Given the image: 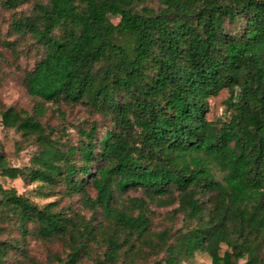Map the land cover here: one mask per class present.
I'll return each mask as SVG.
<instances>
[{"label":"trees","instance_id":"1","mask_svg":"<svg viewBox=\"0 0 264 264\" xmlns=\"http://www.w3.org/2000/svg\"><path fill=\"white\" fill-rule=\"evenodd\" d=\"M156 1L47 0L13 20L41 50L25 77L40 102L33 115L2 108L1 124L37 152L14 167L0 150V177L64 186L102 222L0 185V228L63 245L64 256L48 254L60 264H80L91 244L104 250L94 264H137L145 250L164 253L163 264L197 252L210 264H264V0ZM223 90L229 114L210 121L208 100ZM45 103L84 105L111 127L98 137L92 124L72 144L41 122ZM130 191L178 205L184 227L152 232L146 201L131 202L137 213L119 207ZM20 248L0 242V264Z\"/></svg>","mask_w":264,"mask_h":264},{"label":"rangeland","instance_id":"2","mask_svg":"<svg viewBox=\"0 0 264 264\" xmlns=\"http://www.w3.org/2000/svg\"><path fill=\"white\" fill-rule=\"evenodd\" d=\"M46 1L27 0L16 10L6 9L0 5V113L2 108L12 107L33 115L35 107L40 102L27 93L25 77L40 59L41 50L30 37L15 33L12 29V22L20 16L30 15L36 3ZM140 6L155 10L159 7L156 0H142ZM112 21L117 24L119 19L112 18ZM228 97L229 92L223 90L218 96L208 100V120L216 121L228 116L229 108L226 104ZM44 107L46 113L41 117V122L45 126L54 128L58 134H63L65 139L72 144H77L82 138L81 131H89L92 124L97 126L98 137L104 135L106 130L111 127L108 119L84 105L45 103ZM0 150L6 155L11 166L24 167L30 164L32 157L37 152V146L33 141L25 140L14 130L3 128L0 115ZM0 185L5 189L14 188L18 194L31 199L40 206L55 202L60 209L71 215L79 214L88 220L91 219L94 223L102 222L100 214L85 207L81 196L68 194L64 186L57 187L52 191L42 188L40 183L26 184L19 178L4 177H0ZM89 195L92 199L95 198L94 191L89 190ZM139 199L147 202V214L152 232L159 233L170 230L175 235L179 229L184 227L183 216L175 212L178 205L159 207L150 203L141 191H130L124 198L119 199L118 205L121 208H131L132 206L137 213L139 204L136 202L132 205L131 202ZM0 242L21 247L10 253L7 264H60L49 261V251L60 253L63 256L65 254L64 246L61 244L47 243L36 237H28L23 242L20 234L8 227L0 228ZM90 247V256L84 257L80 264H94L95 259H102L103 248L96 244H91ZM222 249L224 251L226 247L223 246ZM164 257V253L155 255L145 250L142 256L134 261L137 264H163ZM210 262L211 259L206 253L197 252L193 260L187 261L185 264H210ZM238 264H244V261L241 260Z\"/></svg>","mask_w":264,"mask_h":264}]
</instances>
